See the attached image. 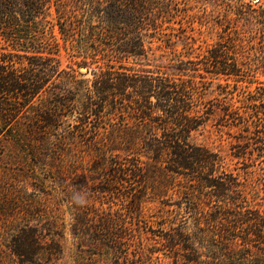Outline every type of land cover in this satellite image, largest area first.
Listing matches in <instances>:
<instances>
[{"label":"trees","instance_id":"1","mask_svg":"<svg viewBox=\"0 0 264 264\" xmlns=\"http://www.w3.org/2000/svg\"><path fill=\"white\" fill-rule=\"evenodd\" d=\"M256 4L248 15L264 26V0ZM178 5L179 0H0V159L14 146L30 145L33 154L54 151L43 163L48 167L31 174L43 182L39 191L55 203L65 200L73 233L91 239V246H109L117 258L125 257L123 239H130L131 264H161L145 241L147 230H154L146 200L176 206L162 209L155 221L171 264H264V206L248 195L256 185L222 169L223 157L192 139L220 108L229 126L247 132L237 156L251 139L263 156L264 86L242 90L237 106L229 101V84L216 83V91L215 75L252 83L258 71L236 56L229 63L217 60L225 50L221 43L201 59L176 53L177 40L166 38L165 30ZM229 43L243 55L244 39L231 37ZM61 47L74 58L67 67L61 65ZM63 145L91 151L72 182L66 180L75 169ZM89 179L98 180L100 192L123 196L129 207L85 201ZM9 185H0V222L34 230L30 223L53 228L64 221L52 201ZM15 253L29 261L58 258L31 249Z\"/></svg>","mask_w":264,"mask_h":264},{"label":"rangeland","instance_id":"2","mask_svg":"<svg viewBox=\"0 0 264 264\" xmlns=\"http://www.w3.org/2000/svg\"><path fill=\"white\" fill-rule=\"evenodd\" d=\"M257 0H179V11L175 16L174 21L169 24L170 29H166V38L176 41V53H180L181 57H185L186 53H191L192 57L198 56L201 59L207 51L218 48V44H223L225 50L222 55L216 59L229 63L233 57H238L240 63L245 66L256 69V82H248L249 79L240 78L235 75L218 74L213 78V88L216 83L228 85L233 94L231 101L234 106L240 104L239 98L241 91H254L256 86H264V48L261 47L264 40V26L259 22L249 17V6L256 7ZM174 33L169 35L168 33ZM231 37H241L244 39L243 55L241 51L233 50V46L229 43ZM251 41V42H250ZM160 42L154 43V46ZM252 43V44H250ZM175 44V45H176ZM167 57H173V53H169L170 49L163 48ZM161 50H156V54L162 53ZM236 51V52H234ZM62 67H67L72 64L74 58L70 57L66 50L61 47L59 54ZM164 62H168L166 58H162ZM200 65H203L200 63ZM77 72L83 73L84 77L91 78L92 75L87 69L74 66ZM210 80V79H209ZM238 80V81H236ZM260 82V83H257ZM236 84V86H235ZM263 92V90H261ZM212 98V97H210ZM212 103L216 105L218 101L213 99ZM219 113H222L220 108L212 114L210 118L196 132L193 133L192 139L196 144L208 146L212 151L219 153L223 157L222 169L232 170L234 173L240 174V179H248L249 182L256 185L254 190L249 192V199L259 201L264 206V155L259 156L258 151L253 150L252 144L255 140H250L251 146L246 149L245 154H240L239 150H243V144L246 142L244 135L246 131L240 130L237 126H229L228 123L221 118ZM76 117H67L66 120L70 123L76 122ZM32 146L27 147L14 146L4 150L0 159V175L3 177V182L0 185L3 187L10 186L12 183L15 189L25 191L26 194H31L32 197L39 198L43 201H52L53 205L60 212L64 221L56 227L46 228L41 223H30L35 227L34 230L21 229L22 225L17 223L0 222V264H131L133 243L129 239H123L126 244L124 249L127 250L125 257H116L109 246H91V239H80L76 237L71 229L70 214L71 210L65 205V200L61 199L55 203L53 198H49L50 194L39 191L42 187L41 178L39 180L32 179L31 174L40 172L46 169L43 163H49L47 160L53 155L54 151L49 149L39 150L35 154L31 153ZM62 152L72 161L73 174H69L66 182H72L75 179V174L82 173L83 167L88 163L91 151L85 145L70 146L63 145ZM251 150V151H249ZM251 152V154L249 153ZM35 155L37 158H35ZM43 155L45 159L43 160ZM244 155V156H243ZM42 156V158H41ZM42 159V163L38 162ZM37 163V164H36ZM70 169V170H71ZM43 177V176H40ZM261 178L258 184L256 181ZM51 182L48 180L47 185ZM100 185V184H99ZM98 180L89 179L88 188L84 195V200L90 203H95L96 206L103 208L128 206L129 201L124 198L118 199L116 194L100 192ZM56 187L52 183V187ZM1 187V189H2ZM175 196L172 198V200ZM83 200V201H84ZM135 200H138L135 198ZM134 202V200H133ZM102 203V204H101ZM147 210V214H153L150 218L154 220L152 229L147 230L146 242L147 246L154 249L153 259L158 260L161 264H171L172 258L165 255L168 250L162 245L161 231L159 225L155 222L159 219L161 211L174 209L175 204L167 205L159 200H146L142 202ZM166 212V211H165ZM87 232L86 236L91 234ZM101 234L108 235L105 231H100ZM82 235L83 233L80 232ZM38 235L41 237L37 243L29 239H23L24 236ZM22 236V237H21ZM54 237V238H53ZM122 241V242H123ZM110 243L109 240L105 241ZM128 242V243H127ZM108 245H111L108 244ZM17 249H31L41 252H52L57 255L56 260H47L39 256L31 261L26 260L22 256L15 253ZM91 252H95L92 254ZM158 258V259H157Z\"/></svg>","mask_w":264,"mask_h":264},{"label":"water","instance_id":"3","mask_svg":"<svg viewBox=\"0 0 264 264\" xmlns=\"http://www.w3.org/2000/svg\"><path fill=\"white\" fill-rule=\"evenodd\" d=\"M81 68L86 70V68H85V67H81Z\"/></svg>","mask_w":264,"mask_h":264}]
</instances>
